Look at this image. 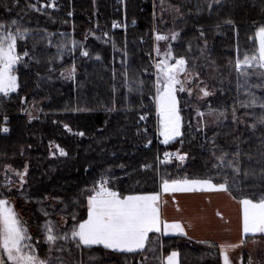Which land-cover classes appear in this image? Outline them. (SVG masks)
<instances>
[{"label":"trees","instance_id":"obj_1","mask_svg":"<svg viewBox=\"0 0 264 264\" xmlns=\"http://www.w3.org/2000/svg\"><path fill=\"white\" fill-rule=\"evenodd\" d=\"M46 1L0 0V23L15 20L13 31L27 29L17 37L18 87L0 94V187L24 171L22 192L32 205L28 231L39 255L62 264L61 248L66 264H161L162 256L176 251L179 264L217 263L207 247L200 250L204 246L183 236L160 240L155 234L143 250L130 253L100 245L78 248L71 239H58L49 256L44 225L51 222L58 237L70 233L73 214L86 217L85 189L101 173L122 192H157L163 178L187 177L227 182L238 200L264 196V87H257L264 82L251 78L231 85L235 76L241 82L238 55L242 60L256 47L264 0H154L155 11L160 4L180 10L174 57L184 56L186 67L213 89L201 102L179 94L182 135L169 148L155 143L152 34L161 23L150 0H128L126 19L132 24L126 31L112 28L121 15L116 0H59L57 9L44 8ZM73 66L77 75L62 78ZM207 69L214 71L212 77ZM207 108L220 118L202 129L195 113ZM31 109L38 111L32 119ZM143 115L148 118L142 120ZM166 151L186 156L160 159ZM58 241L64 245L58 248Z\"/></svg>","mask_w":264,"mask_h":264},{"label":"snow or ice","instance_id":"obj_2","mask_svg":"<svg viewBox=\"0 0 264 264\" xmlns=\"http://www.w3.org/2000/svg\"><path fill=\"white\" fill-rule=\"evenodd\" d=\"M51 6L55 7V4ZM16 24L15 20L11 22V25L0 23V92L5 94L18 87L17 76L13 74L14 66L21 59L17 53V37L24 36L27 32V29L22 31L19 27L13 31L12 26ZM155 38L157 41H161L168 37L157 32ZM176 38L177 33L172 32L171 40H176ZM249 39H253V37H249ZM254 39L256 47L252 53H245L242 60L238 55L235 62L237 70L257 66L264 69V25H260L256 29ZM156 50L159 55V47ZM84 54L87 55L86 52ZM23 55L27 56L28 53L25 51ZM173 59L175 62L171 63L170 61ZM186 64L184 56L174 57L170 50L164 53L163 59L155 63L156 80L153 100L158 116V131L163 136L165 144L182 135V117L177 91H187L189 94L193 91L191 87H186L187 83L193 80V74L189 73ZM74 71V67L66 70L69 76ZM62 74H65L64 71ZM181 74L184 75L183 79L180 78ZM261 79L264 80V73L261 74ZM257 87H264V84L257 85ZM200 90L205 96L209 94L206 88ZM251 102L256 103L254 96ZM198 114L204 115L202 112ZM140 118L143 120L145 116ZM233 118L236 119L235 115ZM65 127L68 126L65 125ZM3 130L7 131V128ZM80 134L83 135V133ZM57 147L59 148L58 145ZM59 151L66 155L63 148H59ZM175 155L181 161L186 156L179 151ZM164 156L167 159L171 154L166 152ZM218 159H222V157ZM16 175L20 177V183L23 185L25 173L16 171ZM5 183L10 184V180L6 179ZM109 183V178L101 173L100 178L85 189L89 193L86 196V217L78 218L73 214L70 233L65 232L59 237L54 234V225L47 222L44 225L45 239L50 243H55L58 239L65 241L71 239L78 248L102 244L107 249L132 251L144 249L149 233L153 230L157 233L179 232L186 235L185 228L180 221H169L162 218L159 208L160 192H122L109 186ZM161 188L164 193L192 191L198 188L228 191V184L227 182L215 184L211 179L163 178ZM239 202L242 206L243 232L264 233V196L259 199L243 196ZM31 240L32 237L14 206L6 196L0 193V264H51L50 258L39 255L36 245L31 243ZM220 247L223 264H230L226 249L231 245H221ZM177 256L178 253L172 251L164 260H166V264H177Z\"/></svg>","mask_w":264,"mask_h":264},{"label":"crops","instance_id":"obj_3","mask_svg":"<svg viewBox=\"0 0 264 264\" xmlns=\"http://www.w3.org/2000/svg\"><path fill=\"white\" fill-rule=\"evenodd\" d=\"M5 181L1 187L9 185H5ZM157 192H160L159 208L162 218L169 221H180L185 228L186 235L179 232L157 233L155 230L149 235L155 234L160 240L164 236H183L200 246L218 248L220 252L221 245H231L226 249L230 264H245L246 248L257 242H261L262 245L264 243V233L243 232L240 200L234 198L228 191L198 188L192 191L164 193L161 188ZM100 246L103 245L100 244ZM109 250L130 253L143 249ZM243 254L244 261L241 259ZM165 257L166 255L161 257V264L162 262L166 264ZM219 260L223 264L221 255Z\"/></svg>","mask_w":264,"mask_h":264},{"label":"rangeland","instance_id":"obj_4","mask_svg":"<svg viewBox=\"0 0 264 264\" xmlns=\"http://www.w3.org/2000/svg\"><path fill=\"white\" fill-rule=\"evenodd\" d=\"M153 3L154 0H152V10H153ZM157 12V13H156ZM153 17H157L160 20L161 26L159 28V30L156 29V26H154L153 28V34H152V38H153V53H152V64H153V71H154V77L156 78V68H155V63L158 62L160 59L164 58V53L168 50H170L174 56L173 53V48H172V41L171 40V33L172 32H176L175 31V23L177 21H179L182 17V14L180 12V10L178 9V7L173 6V5H159L158 6V10L152 11ZM159 32L162 35H165L166 37H168L166 40H161V41H157L156 40V33ZM177 33V32H176ZM64 44V43H63ZM65 45V44H64ZM157 47H159V55L157 54ZM171 63H174L175 60H171ZM187 66V65H186ZM16 65L14 66L15 69ZM75 71L72 73L71 76L67 75V72L65 71V74H61V77L64 79H71L74 76L77 75L78 73V69L73 66ZM70 67V68H73ZM69 68V69H70ZM187 68V67H186ZM208 68V67H207ZM188 69V68H187ZM68 70V69H67ZM190 74H193V80L189 81L186 85V87H191L193 89L192 93L189 94L187 91H177V99L179 98V94L182 92H185L188 97L195 99L196 101H204L205 99H208V97H210L213 94V89L209 87V84L207 81H205L203 79V77L200 75V73L197 70H192V69H188ZM238 72V76L239 79H241L239 82L237 79V76H235V80L231 81V85L236 86L238 83H243L246 84L251 78H255L258 81H262L264 82V80L261 79V74L264 73V69H260L258 66L257 67H245L242 68L240 70H237ZM15 75V73H13ZM207 77H212L214 75V71L210 70V72L208 73V69H207V73H206ZM181 79L184 78V75L181 74ZM202 88H206L208 91V95L205 96L203 94V92H201L200 89ZM16 89V88H15ZM11 90L9 91L7 94L5 93H1L3 96H7L9 93L15 91ZM179 102V100H178ZM211 110V108H207L206 111H202V110H197L195 115L199 118V124L201 126L202 129L207 128L211 123H215L219 121L220 116L217 113H213V111H208ZM204 113L203 116H200L198 113ZM38 115V111L35 109H31L29 111V117L34 118ZM215 115V116H213ZM145 116V118L143 120H146L148 118L147 115H143ZM155 118H156V136L159 140L164 141L163 136L160 135L159 131H158V116L156 113V108H155V114H154ZM4 131V130H2ZM5 132V131H4ZM179 137V136H178ZM175 137L174 139L178 138ZM174 139L170 140L169 142H172ZM169 147H171V145H169ZM168 147V148H169ZM165 148V147H164ZM176 156V155H175ZM160 159H166L164 158V156L162 154H159L158 156ZM176 158V157H175ZM168 160V159H167ZM158 162V159H157ZM2 169V168H1ZM24 173V171H21ZM99 179V178H97ZM96 179V180H97ZM6 180V179H5ZM10 180V184L8 186H4V187H0V193L3 194V196H6L9 200V202L14 206L15 211L18 213L19 218L24 222L25 226L27 227V229H33L27 222L28 217H30V212L29 209H31V203L30 201L27 199V194H23V190H24V184H25V175H24V182L23 185H21L20 183V177L17 175L14 176V179H8ZM28 190V189H26ZM62 223H64L62 221ZM63 242L62 241H58L56 243L57 247H61ZM55 243H49L48 249H47V253L49 256H51L52 251H53V246ZM203 248L205 247H200V250H203ZM37 249V248H36ZM60 250L58 251V254H60L63 258V263L62 264H66L65 263V259H67V253L65 252V249L62 250L61 248H59ZM205 251L208 252V254H210L209 258H211L213 260H216L217 263H212V264H222V262H220L219 257H220V251L217 248L214 247H207L204 249ZM245 254H246V262L245 264H249V262L251 261V264H264V243L263 245L261 244V242H257L253 245H249L248 248H246L245 250ZM207 255V254H206ZM168 255H166L167 257ZM208 256V255H207ZM242 261H244L245 257L244 254L241 256ZM177 264H178V256H177Z\"/></svg>","mask_w":264,"mask_h":264},{"label":"built area","instance_id":"obj_5","mask_svg":"<svg viewBox=\"0 0 264 264\" xmlns=\"http://www.w3.org/2000/svg\"><path fill=\"white\" fill-rule=\"evenodd\" d=\"M128 0H116V7L115 10L117 12H119L121 15L119 18L115 19L112 22V28L115 30H119V31H126L128 26H130L132 23L128 22L126 19V5H127ZM151 4H152V0H150ZM55 4V7H52L51 5ZM59 6V0H47L46 2L43 3V7L46 9H57ZM4 129V128H3ZM155 143L157 146H162V147H169V145H171V142H168L167 144L164 143V141L159 140L157 137L155 138ZM149 144H145V147H147ZM167 153H170L171 156L169 159H174L176 156L174 153L170 152V151H166ZM161 153L163 156L166 153ZM165 158V156H164Z\"/></svg>","mask_w":264,"mask_h":264}]
</instances>
